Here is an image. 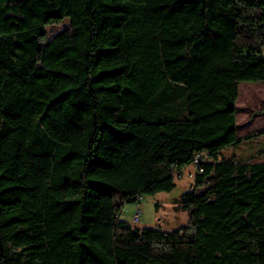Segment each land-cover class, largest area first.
Here are the masks:
<instances>
[{"label":"trees","instance_id":"16d2710c","mask_svg":"<svg viewBox=\"0 0 264 264\" xmlns=\"http://www.w3.org/2000/svg\"><path fill=\"white\" fill-rule=\"evenodd\" d=\"M245 82L264 0H0V264H264V149L221 157ZM197 157L186 225L120 219Z\"/></svg>","mask_w":264,"mask_h":264},{"label":"rangeland","instance_id":"374dc122","mask_svg":"<svg viewBox=\"0 0 264 264\" xmlns=\"http://www.w3.org/2000/svg\"><path fill=\"white\" fill-rule=\"evenodd\" d=\"M68 25L69 20L66 19L62 24L47 26L48 36L53 37ZM237 106L238 134L242 142L224 149L221 157L235 156L238 159H248L257 156V153L264 149V135L248 138L250 134L264 129V83H241ZM204 160H209V157L205 155ZM256 161H264V157L257 156ZM196 172L194 166L186 167L182 177H176V187L172 191L145 195L138 204H125L120 219L133 226L153 227L166 231L186 225L189 222V212L181 208L180 199L183 193L192 188ZM137 206L142 209L143 214L141 222L135 225L132 223V215Z\"/></svg>","mask_w":264,"mask_h":264},{"label":"built area","instance_id":"2783aa9c","mask_svg":"<svg viewBox=\"0 0 264 264\" xmlns=\"http://www.w3.org/2000/svg\"><path fill=\"white\" fill-rule=\"evenodd\" d=\"M200 157H197V159L195 160V163L191 166H194L196 168V171L200 169ZM182 177V174H177L176 177ZM144 199V196L143 195H137L136 196V200H137V203H140L142 200ZM142 209L137 206V208L135 209L133 215H132V223L135 224V225H138L140 222H141V219H142Z\"/></svg>","mask_w":264,"mask_h":264}]
</instances>
